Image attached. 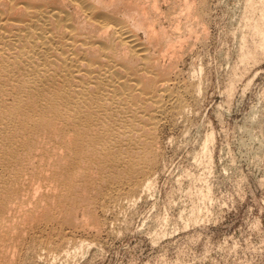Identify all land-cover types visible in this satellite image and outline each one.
I'll list each match as a JSON object with an SVG mask.
<instances>
[{
	"label": "bare ground",
	"instance_id": "1",
	"mask_svg": "<svg viewBox=\"0 0 264 264\" xmlns=\"http://www.w3.org/2000/svg\"><path fill=\"white\" fill-rule=\"evenodd\" d=\"M132 1L0 0V264L36 234L49 253L69 229L99 231L112 205L151 186L159 131L196 90L162 64L169 37Z\"/></svg>",
	"mask_w": 264,
	"mask_h": 264
},
{
	"label": "rangeland",
	"instance_id": "2",
	"mask_svg": "<svg viewBox=\"0 0 264 264\" xmlns=\"http://www.w3.org/2000/svg\"><path fill=\"white\" fill-rule=\"evenodd\" d=\"M145 1L131 9L169 37L161 62L196 96L162 125L149 188L112 205L103 230L69 229L49 253L29 237L17 264H264V0Z\"/></svg>",
	"mask_w": 264,
	"mask_h": 264
}]
</instances>
